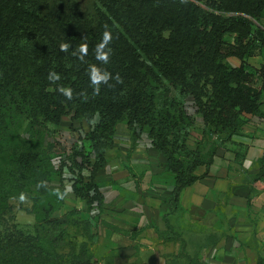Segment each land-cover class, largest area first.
Wrapping results in <instances>:
<instances>
[{
    "label": "trees",
    "instance_id": "16d2710c",
    "mask_svg": "<svg viewBox=\"0 0 264 264\" xmlns=\"http://www.w3.org/2000/svg\"><path fill=\"white\" fill-rule=\"evenodd\" d=\"M105 25L113 36L107 64L95 59ZM82 42L84 61L72 55ZM62 43L70 45L67 52ZM14 49L30 52L25 68L12 62ZM263 52L264 0H95L88 18L77 0H0V264H99L86 243L62 251L65 229L54 212L66 194L46 185L42 153L16 140L22 122L58 126L71 116L90 124V175H82L84 151L69 170L77 176L73 195L88 212L99 209L93 220L104 203L96 178L118 124L126 122L134 138L146 133L174 175L175 211L182 191L202 178L198 171L213 164L216 147L240 135L249 116L264 119V64L260 70L247 64ZM230 58L240 64L231 66ZM89 65L119 74L122 83L112 79L94 95ZM52 71L61 77L55 83L47 78ZM59 86L71 88L73 99ZM189 100L202 115L203 136L219 143L189 144L195 120ZM13 199L32 202L34 233L14 220Z\"/></svg>",
    "mask_w": 264,
    "mask_h": 264
},
{
    "label": "crops",
    "instance_id": "0c3cea01",
    "mask_svg": "<svg viewBox=\"0 0 264 264\" xmlns=\"http://www.w3.org/2000/svg\"><path fill=\"white\" fill-rule=\"evenodd\" d=\"M253 59L252 70L262 69L264 52ZM114 142L96 178L106 190L93 223L111 253L128 263L165 264L167 250L184 248L199 264H264L263 118L249 116L240 135L216 147L213 164L198 171L202 178L182 191L175 211L174 175L148 135L134 138L122 122ZM72 197L62 214L75 209L92 221L86 202Z\"/></svg>",
    "mask_w": 264,
    "mask_h": 264
},
{
    "label": "rangeland",
    "instance_id": "374dc122",
    "mask_svg": "<svg viewBox=\"0 0 264 264\" xmlns=\"http://www.w3.org/2000/svg\"><path fill=\"white\" fill-rule=\"evenodd\" d=\"M77 1L80 3L85 16L87 18L90 17L92 15L95 0ZM14 51L16 52L12 53V62L14 63L16 60L25 68L30 59V52L27 49H14ZM239 63L240 61L237 59H228V64L231 66H238ZM252 63L256 65L257 60H252V57L247 59L248 67H252ZM188 106L189 112L192 113L195 119L189 144L191 146H213L215 143H219L220 141L217 140L216 136H203L204 128L201 127L200 122L198 124L197 121V124H195L197 118L202 117V115L195 113L193 100L188 101ZM41 122L29 123V120L22 122L19 130L17 131L16 129V140L20 144L38 149L42 153L44 161L47 164L45 169L49 173L46 185L54 191L64 192L66 194L65 198H73L72 185L77 176L70 172L69 167L74 164L76 152L84 151L86 166L82 171V175L84 178L90 175L91 168H89V164L92 163L93 157L90 156L91 151L89 149V142L86 140V135L90 131V124L85 121L74 120L71 116L64 117L62 123L58 126ZM95 122H97V119L94 123ZM1 150H3V144L0 142V151ZM76 159L82 161L80 156H77ZM102 188L105 192L106 188L104 186H102ZM11 203L15 206L12 213L14 220L34 233L35 229H37V224L34 214L31 212L33 209L32 202L29 199H24L21 202L13 199ZM72 211L73 210L64 216V214H62L64 210L61 209L59 203V207H57L54 212V216L59 217L60 221L63 223L62 227L65 229L64 247L62 250L64 253L69 252L72 242L77 243V251L80 250V245L82 243H86L87 250L99 264H143L141 260L128 263L127 259L123 256H116L111 253L110 246L104 240V236L99 235L94 227L93 223H95V219L92 220L93 223L91 225L84 224V219L76 214H72ZM98 212L99 209H94L92 211L93 214H98ZM167 251L165 256H168V259H166L165 264H199L196 263L192 256L185 254L184 248L180 250L172 248ZM65 260L69 261V258L65 257Z\"/></svg>",
    "mask_w": 264,
    "mask_h": 264
},
{
    "label": "clouds",
    "instance_id": "9594fccd",
    "mask_svg": "<svg viewBox=\"0 0 264 264\" xmlns=\"http://www.w3.org/2000/svg\"><path fill=\"white\" fill-rule=\"evenodd\" d=\"M84 39V38H83ZM113 39L111 31L108 29L107 25H105V30L102 34L101 42L95 46V59L104 64H107L110 60V56L112 53V49L109 48V44ZM70 45L68 43H62L60 45V51L67 52ZM88 53V44L86 42H82L78 49L74 50L72 55L78 56L81 61H84L85 56ZM89 77L91 81V86L94 89V95H98L100 92V86L102 84H108V82L112 79H115L116 83H122V79L119 74H116L115 77L112 76L110 72L107 70H103L96 65H89ZM48 80L55 83L61 79L60 75L56 72L52 71L48 74ZM63 96H65L68 100L73 99V90L71 88H66L63 86H59L57 89Z\"/></svg>",
    "mask_w": 264,
    "mask_h": 264
}]
</instances>
